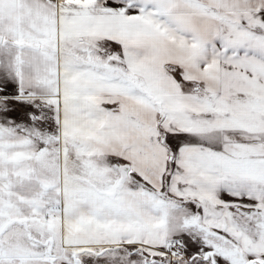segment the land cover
Wrapping results in <instances>:
<instances>
[{"label": "snow or ice", "instance_id": "6c2138e0", "mask_svg": "<svg viewBox=\"0 0 264 264\" xmlns=\"http://www.w3.org/2000/svg\"><path fill=\"white\" fill-rule=\"evenodd\" d=\"M0 264H264V0H0Z\"/></svg>", "mask_w": 264, "mask_h": 264}]
</instances>
